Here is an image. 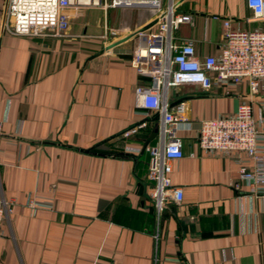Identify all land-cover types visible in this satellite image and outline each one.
I'll return each mask as SVG.
<instances>
[{
    "label": "crops",
    "instance_id": "0c3cea01",
    "mask_svg": "<svg viewBox=\"0 0 264 264\" xmlns=\"http://www.w3.org/2000/svg\"><path fill=\"white\" fill-rule=\"evenodd\" d=\"M171 2L190 15L173 41H189L197 56L217 53L223 18L232 28L264 30L245 0ZM5 7L0 0V196L11 211L0 264H264V194L238 180L231 156L207 154L196 139L200 120L230 114L248 98L244 81L167 89L169 104L184 106L176 131L183 154L169 172L181 199L157 210L143 146L157 143L161 121L133 106V88L148 84L129 65L137 41L95 43L114 27L118 8L100 9L98 32L81 22L62 36L32 37L4 29ZM66 14L68 24L79 20L77 11ZM152 19L138 5L135 28ZM251 113L264 148V93L253 96ZM28 196L40 203L32 211Z\"/></svg>",
    "mask_w": 264,
    "mask_h": 264
},
{
    "label": "built area",
    "instance_id": "2783aa9c",
    "mask_svg": "<svg viewBox=\"0 0 264 264\" xmlns=\"http://www.w3.org/2000/svg\"><path fill=\"white\" fill-rule=\"evenodd\" d=\"M245 4L255 19H264V0H245ZM138 5L148 6L156 20L150 28L135 34L137 42L129 58L135 72L148 79L147 85L133 88L134 108L143 115L153 113L161 121L157 143L143 146L148 153V195L154 207L159 210L166 200L181 199V188L170 183L169 172L170 160L183 154L182 140L176 131L178 122L183 120L184 106L181 102L170 105L166 91L182 84L227 89L242 81L246 83L248 98L230 114L200 120L196 139L207 154L231 156L237 164L238 180L246 182L252 192L264 194V148L259 144L260 129L251 113L253 96L264 93L263 29L232 28L230 19L223 18L217 53L197 56L189 41H173V31L188 22L190 15L177 12L171 0H6L3 27L15 35L33 37L49 30L53 36H62L68 27V9L96 7L105 11ZM142 125L137 123L124 134ZM26 205L32 211L40 203L28 196ZM10 211V202L0 196V235Z\"/></svg>",
    "mask_w": 264,
    "mask_h": 264
},
{
    "label": "rangeland",
    "instance_id": "374dc122",
    "mask_svg": "<svg viewBox=\"0 0 264 264\" xmlns=\"http://www.w3.org/2000/svg\"><path fill=\"white\" fill-rule=\"evenodd\" d=\"M68 10L77 11V13L79 14V20L76 19L75 21H72L71 24H68L69 26L73 28H80L79 24L81 22H84L87 23L86 32L90 31V33H95L100 30L102 13L99 8L87 7L83 10H74V9H68ZM118 11L120 12H118V15L116 16L114 27H110L109 28L110 30L106 28V35L96 37L95 38L96 45L100 44L99 46H101V44L103 43H107V42L111 43L138 28V27L135 28L138 25V6L119 7ZM110 12L112 11L110 10ZM136 41L137 38L135 37V35H133L127 40V45L133 44Z\"/></svg>",
    "mask_w": 264,
    "mask_h": 264
},
{
    "label": "water",
    "instance_id": "95a60500",
    "mask_svg": "<svg viewBox=\"0 0 264 264\" xmlns=\"http://www.w3.org/2000/svg\"><path fill=\"white\" fill-rule=\"evenodd\" d=\"M155 21H156L155 18L152 19L151 21H149L148 23L144 24L143 26H141V27L135 29L134 31L126 34L125 36H123V37H121V38L109 43L105 48H110V47H112L114 45H117V44H119L121 42H124L125 40H127L130 37H132L133 35H135L137 32H141V31L147 30L148 28H150L155 23ZM154 131H156V128L154 129ZM84 151H88V148H85Z\"/></svg>",
    "mask_w": 264,
    "mask_h": 264
}]
</instances>
